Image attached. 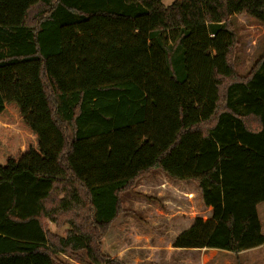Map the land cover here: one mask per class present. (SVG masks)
Instances as JSON below:
<instances>
[{
	"label": "trees",
	"instance_id": "trees-1",
	"mask_svg": "<svg viewBox=\"0 0 264 264\" xmlns=\"http://www.w3.org/2000/svg\"><path fill=\"white\" fill-rule=\"evenodd\" d=\"M240 17L264 0H0V264H126L103 241L154 170L212 209L175 248L264 247V50L238 74Z\"/></svg>",
	"mask_w": 264,
	"mask_h": 264
},
{
	"label": "rangeland",
	"instance_id": "rangeland-1",
	"mask_svg": "<svg viewBox=\"0 0 264 264\" xmlns=\"http://www.w3.org/2000/svg\"><path fill=\"white\" fill-rule=\"evenodd\" d=\"M174 1L163 0V3L168 6ZM237 26L236 70L245 75L263 53L264 25L240 17ZM121 198L125 211L114 221L103 241V252L111 258L119 257L126 264H249L246 257L251 253L173 246L176 236L195 218L208 219L211 213L193 181L174 180L161 170H154L149 176L140 178ZM261 207L264 224L263 204L259 210ZM49 225L53 231L64 234V228ZM258 252L264 255V247ZM67 260L71 264H81L76 259Z\"/></svg>",
	"mask_w": 264,
	"mask_h": 264
},
{
	"label": "crops",
	"instance_id": "crops-1",
	"mask_svg": "<svg viewBox=\"0 0 264 264\" xmlns=\"http://www.w3.org/2000/svg\"><path fill=\"white\" fill-rule=\"evenodd\" d=\"M185 182H187V181H185ZM263 204V207H264V203H262ZM206 206V205H205ZM260 206V205H259ZM207 207V206H206ZM208 209H210V216L208 217V218H210L211 217V215H212V209H211V207H207ZM258 210H259V208H258ZM262 207H261V209L259 210V217H260V220H261V218L263 217L262 216ZM261 222H262V220H261ZM262 226H263V234H264V224H263V222H262ZM188 227H190V225L188 226ZM187 227V228H188ZM261 248H262V246H260V247H257V248H253V249H249V250H245V251H242V252H240L239 254H246V253H251V255L250 256H247L246 258H247V260L246 261H249L248 263L250 264V263H253V264H255L256 262H260V263H262V262H264V255H259V253L260 252H258L259 250H261ZM258 254V255H257Z\"/></svg>",
	"mask_w": 264,
	"mask_h": 264
}]
</instances>
